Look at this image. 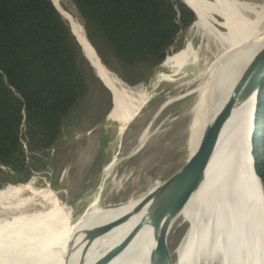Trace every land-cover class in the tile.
<instances>
[{
  "label": "bare ground",
  "instance_id": "obj_1",
  "mask_svg": "<svg viewBox=\"0 0 264 264\" xmlns=\"http://www.w3.org/2000/svg\"><path fill=\"white\" fill-rule=\"evenodd\" d=\"M55 1L72 20L76 36L82 38L98 72L110 84L112 93H108L110 110L106 118L115 126L109 133L111 141L103 157L105 177L111 165L136 153L155 135L156 128H151L149 122L137 140L123 150L122 129L127 119L162 95L165 103L188 95L193 100L200 97L221 47L250 30L264 16V0H184L196 13L198 32L208 35V24L218 22L229 35L210 58L204 55L203 45L192 39L167 53L146 89L131 87L104 64L76 11L64 0ZM263 72L264 48L249 61L219 72L213 83L201 157V179L205 184L194 229L179 264H264V186L252 168L251 151L254 95ZM194 103L195 107L197 101ZM187 143L188 130L179 143L175 139L168 142L170 151L159 161L143 169V176L152 177L169 169V164L174 165L177 156L175 168L161 182L152 183L141 195L133 191L117 204L103 205L95 199L76 223L70 221L69 206L60 199L53 209L43 212L44 201L54 193L51 187L41 190L27 182L0 188V202L19 196L26 189L44 198L38 210H33L31 200L20 197L4 208L13 215L0 220V264H29L20 258L31 259L28 253L34 250L37 238H46L47 243L60 248L58 264H133L151 249L163 230ZM210 190L214 203L207 197ZM109 197L107 194L106 198ZM122 238L125 241L113 250ZM10 254H18V259L4 261Z\"/></svg>",
  "mask_w": 264,
  "mask_h": 264
},
{
  "label": "trees",
  "instance_id": "obj_2",
  "mask_svg": "<svg viewBox=\"0 0 264 264\" xmlns=\"http://www.w3.org/2000/svg\"><path fill=\"white\" fill-rule=\"evenodd\" d=\"M101 60L131 85L146 83L180 44L196 13L184 0H70ZM178 19V24L175 20ZM96 79L69 24L50 0H0V188L28 180L29 158L60 137ZM252 139L264 186V80Z\"/></svg>",
  "mask_w": 264,
  "mask_h": 264
},
{
  "label": "rangeland",
  "instance_id": "obj_3",
  "mask_svg": "<svg viewBox=\"0 0 264 264\" xmlns=\"http://www.w3.org/2000/svg\"><path fill=\"white\" fill-rule=\"evenodd\" d=\"M64 1L77 11L70 0ZM165 3L167 4V0ZM206 32L208 35L205 34V31L198 32L194 21L187 30L179 26L174 42L179 43L180 48L189 39H192L203 45L204 55L210 58L225 43L229 32L218 22L212 25L208 24ZM157 71L158 67L153 76ZM153 76L146 83L135 85L124 81L131 87L148 89ZM90 83L89 94L82 98L67 115L59 139L51 147L29 158L30 165L41 168H37L26 181L5 184L7 186L8 184L30 182L33 187L41 190L51 187L54 193L50 194V200L44 201L43 212L53 209L60 199L61 202L69 206V218L72 223H76L86 212L96 198L100 186L99 202L107 205L126 200L133 191L137 195H141L149 189L152 183L161 182L175 168L177 156L172 162L174 165L169 164V169L166 168L165 172H160L152 177L143 176V169L147 165L159 161L165 155L164 153L170 151L167 144L171 139H175L176 143L180 142L188 129L194 102L192 95L166 103L164 95L154 98L126 125L122 149L126 150L131 143L135 142L139 132L149 122L151 128H156L155 135L136 153L111 165L105 177L103 157L108 151L111 141L109 133L115 123L106 118L110 110V99L106 89L97 78L91 79ZM112 183H116V185L114 186ZM107 194H110L108 199L106 198ZM17 197H20L21 200H31V206L34 205L33 210L40 209V201L44 199L41 196H34L28 189L19 196L5 198L0 202V220L12 217L13 214L4 208L12 205ZM207 197L211 203L215 202L212 190L208 192ZM198 212L199 210L197 215ZM37 242L34 244V250L28 253L31 259H20L30 262L29 264H58L60 248L50 245V242L47 243L46 238H37ZM68 258L70 259V255ZM16 259H18V254H10L4 258V261H16Z\"/></svg>",
  "mask_w": 264,
  "mask_h": 264
},
{
  "label": "water",
  "instance_id": "obj_4",
  "mask_svg": "<svg viewBox=\"0 0 264 264\" xmlns=\"http://www.w3.org/2000/svg\"><path fill=\"white\" fill-rule=\"evenodd\" d=\"M50 1L69 24V27L76 40L80 44L85 59L90 65L95 77L101 82L107 93H112L111 88L109 87V82L103 78L100 72H98L95 63L92 61L91 57H89L84 41L79 36H76L72 20L68 17L66 11H64L55 0ZM178 22L179 20L176 19L175 23L178 24ZM263 48L264 16L260 17L254 23L253 27L250 30L245 31L234 41L229 43L227 42L221 47L219 57H217L214 66L210 71L211 73L209 72V76L207 75L208 78L206 77L207 81L204 90H202V95L200 97L197 96V98L195 99L197 103L194 100L196 105L195 107L192 106L191 118L187 129V151L183 162L178 166L179 180L174 191L173 200L166 223L161 234L159 235L158 239L155 241L151 249L134 260L133 264H179L181 262L180 259H182L184 256V252L189 244L191 233L194 229V222L197 211L199 210L201 196L205 184V181L201 179V171L204 166V164L201 163V157L205 133L206 113L213 83L219 72L233 69L235 66L249 61ZM263 80L264 72L258 78L255 89V106L253 111L254 119L259 87ZM203 96H205V98ZM135 115L136 114H133L131 117H129V119H127L122 131H124L126 125L131 122ZM116 119L121 120L122 118L117 117ZM122 120H124V118ZM254 131L255 125L253 120L251 131L252 137ZM252 148L253 146L251 147V151ZM252 157V168L255 171L254 156ZM255 175L256 178L261 181L257 173ZM100 192L101 186L98 188V193L95 198L98 202L100 201ZM125 239L126 238H122L121 240H119L113 246V250L118 248L125 241Z\"/></svg>",
  "mask_w": 264,
  "mask_h": 264
}]
</instances>
